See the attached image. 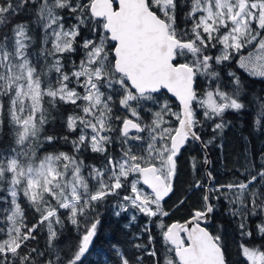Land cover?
<instances>
[{
	"label": "snow or ice",
	"instance_id": "1",
	"mask_svg": "<svg viewBox=\"0 0 264 264\" xmlns=\"http://www.w3.org/2000/svg\"><path fill=\"white\" fill-rule=\"evenodd\" d=\"M245 76L264 81V0H0V264H85L110 197L116 216L148 218L135 247L153 264H264V156L228 183L197 178L192 157L203 206L165 222L182 151L207 149L248 106ZM252 102L264 127V96ZM57 114L64 135L47 131ZM221 201L238 219L235 260L208 227ZM66 222L78 237L61 247ZM41 230L44 251L30 246Z\"/></svg>",
	"mask_w": 264,
	"mask_h": 264
},
{
	"label": "trees",
	"instance_id": "2",
	"mask_svg": "<svg viewBox=\"0 0 264 264\" xmlns=\"http://www.w3.org/2000/svg\"><path fill=\"white\" fill-rule=\"evenodd\" d=\"M28 19V15L19 14L14 18V22H26ZM201 83L203 86L204 82ZM244 83L248 93L245 97V103L248 106L238 113L229 111L225 114L224 120L231 123L227 124L222 134L217 135L216 141L207 148L211 161L208 171H212L220 183L243 180L247 174L245 169L248 162L252 161L259 165L262 156H264V127L258 128L254 123L256 107L252 102V94L264 96V81L245 76ZM47 131L53 135L66 134L60 114H57L56 121L48 126ZM212 135L213 132L209 126L204 132L203 139L207 141ZM0 139L5 144L10 143L7 136L0 137ZM221 144L223 145L222 148L220 147ZM56 148L69 151L71 145H65L63 141H60ZM84 157L88 164L99 166L102 162V158L98 154L90 151L85 152ZM192 157L196 158L198 165L197 178L202 177L205 173L204 153L200 145L198 143L188 145L179 158V171L174 181V193L166 202V208L171 211L170 216L165 218L166 223L182 222L189 217L193 209L203 206V190L192 188L193 172L190 165ZM182 199L185 202L180 204L179 201ZM115 203V199L110 197L109 203L99 209L101 223L98 226L97 236L94 238L85 264H120L121 254L128 257L132 264H153L154 258L135 247L136 244H148L147 233L143 231L148 218L135 213L136 220L133 221L131 220L132 210L116 216ZM214 203L216 202L214 201ZM27 215L29 224L35 222L36 217L31 210L27 212ZM237 225L238 219L229 215L226 202H219L216 211L211 214L208 227L210 231H219L222 234L228 247L229 256L233 260L237 258L236 245L239 241ZM56 227L62 233L60 240L64 243L61 244V247L77 239L78 234L71 224L66 222L63 229L59 225ZM150 227L152 235L156 238L155 247L163 252L159 229L155 224L150 225ZM30 246L38 247L44 251L46 249V230H41L37 234L36 240L30 242ZM137 257H142V260L138 261Z\"/></svg>",
	"mask_w": 264,
	"mask_h": 264
},
{
	"label": "water",
	"instance_id": "3",
	"mask_svg": "<svg viewBox=\"0 0 264 264\" xmlns=\"http://www.w3.org/2000/svg\"><path fill=\"white\" fill-rule=\"evenodd\" d=\"M199 144V143H198ZM200 145V144H199ZM200 147H201V149H202V146L200 145ZM203 151V153H204V156L205 155H207V158L210 160V158H209V153H208V151H207V149H205V150H202ZM208 167H209V165H205V170H208ZM183 222V221H182ZM210 222V221H209Z\"/></svg>",
	"mask_w": 264,
	"mask_h": 264
}]
</instances>
